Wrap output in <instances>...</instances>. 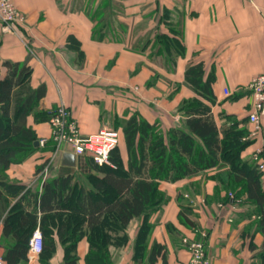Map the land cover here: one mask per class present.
<instances>
[{
	"label": "crops",
	"instance_id": "0c3cea01",
	"mask_svg": "<svg viewBox=\"0 0 264 264\" xmlns=\"http://www.w3.org/2000/svg\"><path fill=\"white\" fill-rule=\"evenodd\" d=\"M15 2L26 16V24L18 25L13 32L0 29V77L5 74V60L27 62L32 67V85L44 84L46 88L41 106L53 110L60 103L65 104L83 134L96 133L113 120L115 123L116 117H129L133 113L151 122L161 117L166 129L179 123L183 119L178 113L179 106L196 95L185 81L187 67L196 62L204 64L206 79L210 75L215 77L212 88L217 102L212 110L217 122L230 124L224 114L220 115L225 111L239 120L247 118L249 123L248 113L253 107L249 84L255 76L264 73V0ZM163 9L168 14L166 33L174 35L170 29H177L184 45L183 54L177 56L175 62L166 63V70L155 67L144 53L130 48L129 37L127 43L107 37L105 28L112 23H106L104 18L98 26V21L91 16L95 11L102 12L103 17L114 13L115 23L127 22L126 27H132L138 18ZM116 13H120L117 18L114 17ZM96 26L104 28L102 39L93 36ZM156 72L166 76V97L152 109L156 89L147 83ZM225 90L231 94L227 95ZM29 122L40 138L50 137L48 121L34 123L31 117ZM262 124L264 135V117ZM252 139L243 150L242 158L252 159L254 151L264 146L261 136ZM47 144L48 148L36 151L24 162L12 164L7 171L10 179L41 191L45 182L39 177L42 169L38 171V167L48 162L53 154L52 141ZM120 145L127 166L123 135ZM63 154L53 162L49 176L61 166H68L62 164ZM76 157V165L68 167L79 175L93 171L88 163L92 156ZM227 169V166L215 167L176 182L162 181L160 189L166 192L167 200L150 216L152 228L146 248L140 256L136 255L142 217L133 219L124 230L110 229L109 234L127 235L124 243L110 244L111 264H149L148 256L156 241L166 246L167 264H189L190 253L182 244V238L185 235L199 238L195 229L207 233L205 244L212 264H263L264 235L258 229V207L247 200L246 195L237 201L232 197L226 202L228 195H234L220 179V173ZM191 199L196 203L191 204ZM16 201L12 199L11 204ZM181 213L188 218V223L181 219ZM83 228L85 235L75 250L78 264H88L90 228L86 223ZM3 233L4 217L0 219V256L6 251ZM66 246L58 242L48 260L40 256L32 260L28 257L24 264H66Z\"/></svg>",
	"mask_w": 264,
	"mask_h": 264
},
{
	"label": "trees",
	"instance_id": "16d2710c",
	"mask_svg": "<svg viewBox=\"0 0 264 264\" xmlns=\"http://www.w3.org/2000/svg\"><path fill=\"white\" fill-rule=\"evenodd\" d=\"M91 16L98 21V26L104 21L102 12L95 11ZM98 26L93 29V36L102 39L103 27ZM170 30L174 35L166 31L159 35L158 51L167 55L168 62L172 63L183 54L184 45L178 30ZM3 66L5 74L0 77V219L4 217L2 242L6 246L3 257L7 264L27 262L29 242L36 228L43 236L40 259L51 258L59 242L67 244L65 263L78 264L75 250L85 235V223L90 228L87 263L111 264L110 244L124 243L127 235L109 234L110 229L124 230L138 217L143 218L135 248L136 255L140 256L152 228L150 216L167 200L166 192L160 189L161 182H176L222 166L228 169L220 173V179L234 194L233 200L246 195L247 200L257 205L258 229L264 235V172L256 161L241 156L253 141L245 138L248 127L243 123L247 118L239 120L236 115L226 114L229 125L217 122L212 110L217 102L212 88L215 77H204L202 62L191 63L186 69L185 81L196 95L179 106L178 111L184 116L179 123L166 129L160 120L151 122L138 113L116 117L114 125L120 138L124 137L127 166L119 139L110 155L114 166L100 165L93 157L88 161L92 172L79 175L72 167L61 166L46 179L41 191L11 180L7 171L12 164L22 163L44 149L35 144L40 137L29 119L32 117L34 123L46 122L53 110L41 106L46 88L44 84L32 85V67L27 62L5 60ZM50 148L53 150L54 145ZM231 198L228 195L226 202ZM12 199L17 201L11 204ZM181 219L189 221L184 213ZM166 255V246L156 241L148 263L167 264ZM261 257L264 264V241Z\"/></svg>",
	"mask_w": 264,
	"mask_h": 264
},
{
	"label": "built area",
	"instance_id": "2783aa9c",
	"mask_svg": "<svg viewBox=\"0 0 264 264\" xmlns=\"http://www.w3.org/2000/svg\"><path fill=\"white\" fill-rule=\"evenodd\" d=\"M26 24L25 14L17 7L15 0H0V29L4 32L16 31V27ZM253 96V107L248 113V120L251 124V132L246 139L257 138L262 135V120L264 117V73L255 76L249 84ZM227 95L230 91L225 90ZM51 127L50 137H41L39 145L45 147L49 140L54 145L53 154L48 162L40 171L39 177L45 182L48 178L53 162L65 152H73L76 156L88 154L100 165L109 164L114 166L111 161V152L119 143L120 133L118 130L108 127L101 128L92 134H83L80 130L78 121L74 119L65 104L60 103L53 109L52 115L48 120ZM264 146L258 148L253 153V159L258 163V168L264 172ZM264 176V174H263ZM188 196V195H186ZM233 197L232 194H230ZM196 201L191 199V204ZM200 234V238L185 236L182 244L190 253L189 264H211L207 254L205 237L206 232L195 229ZM43 249V236L41 230L36 228L29 242L28 257L30 260L40 256ZM0 264H7L3 256H0Z\"/></svg>",
	"mask_w": 264,
	"mask_h": 264
},
{
	"label": "rangeland",
	"instance_id": "374dc122",
	"mask_svg": "<svg viewBox=\"0 0 264 264\" xmlns=\"http://www.w3.org/2000/svg\"><path fill=\"white\" fill-rule=\"evenodd\" d=\"M117 15L119 16L120 13L119 14L116 13L114 17L117 18ZM104 18L106 20L105 21L106 23H110V24L112 23L111 27L105 28L106 29L105 34L107 33L106 34L107 37L119 38V39L124 40L126 43L129 37L128 45L130 46V48H133L134 50L144 53L146 56V59L149 62H151L155 67L160 68V69L164 67L166 70V63H168L167 55L162 54L160 51H158V47L160 46L159 35L161 34L162 31L166 30V9H163L158 12H152V13L147 14V16L145 15V16L138 18L139 19L138 22L135 25L133 24L132 27H128V26L126 27L125 24H127V22H123V24L115 23L113 21V16L109 15V13ZM150 22H152V24H150ZM120 24L122 26H120ZM147 84L155 87L156 89L154 92L155 101L154 103H152L153 104L152 109H155L158 107V102L159 103L164 102L163 98L166 97V87H165L166 86V76L164 75V73L156 72L154 76L150 78ZM178 113L181 114L182 117H184L182 112L178 111ZM223 114L226 115L229 113L225 111L220 113V115H223ZM161 115L163 116L164 114H161ZM159 120L162 121L164 119L160 117ZM112 122L113 123L106 125L104 127L115 129L114 120ZM165 122H166V115H165ZM247 122L243 123L244 126L248 127V134L245 136V138L248 137L251 132V125H248L249 123L247 124ZM163 126L164 128H166V124ZM252 161L254 162L253 158H252ZM185 236H188V235H185ZM199 238H196V239H199Z\"/></svg>",
	"mask_w": 264,
	"mask_h": 264
},
{
	"label": "water",
	"instance_id": "95a60500",
	"mask_svg": "<svg viewBox=\"0 0 264 264\" xmlns=\"http://www.w3.org/2000/svg\"><path fill=\"white\" fill-rule=\"evenodd\" d=\"M37 146L39 145V141L35 143ZM77 157L73 152H65L62 156V164L68 166H75L76 165Z\"/></svg>",
	"mask_w": 264,
	"mask_h": 264
}]
</instances>
